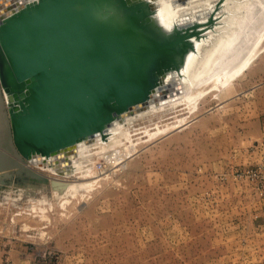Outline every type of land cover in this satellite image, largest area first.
I'll use <instances>...</instances> for the list:
<instances>
[{
	"label": "rangeland",
	"instance_id": "obj_1",
	"mask_svg": "<svg viewBox=\"0 0 264 264\" xmlns=\"http://www.w3.org/2000/svg\"><path fill=\"white\" fill-rule=\"evenodd\" d=\"M231 2L199 4L196 9L208 7L203 11L207 20L187 16L194 21L183 23L180 35L187 40L197 33L213 34L225 24L222 8ZM150 7L157 9L155 4ZM15 23L20 28L19 21ZM263 23L259 25L263 28L250 26L246 38L256 39ZM41 28L45 26L40 24ZM68 29L56 37L58 45L50 55L56 65L51 64L50 70L59 76L57 84L69 91L86 86V99H74L76 107L86 106L85 116L81 110L69 112L63 106L54 110L55 123H68L70 129L84 123L85 117L87 121L99 117L108 96L105 90H93L98 76L114 67L118 69L112 74L124 72L119 63L111 64L113 53L153 57L169 52L171 44L179 41L115 47L112 36L108 38L102 30L103 43L98 49L84 40L83 28ZM35 35L28 37L34 40ZM106 53L104 60L99 59ZM165 57L173 64L170 55ZM155 64V68L149 65L147 82L160 67L164 71L163 63ZM170 74L158 75L157 85L166 87L174 78ZM101 81L110 87L108 80ZM117 104L119 108L123 105ZM188 109H152L128 124L124 131L131 136L114 142L119 145L109 142L91 147L82 165L89 170L90 178L85 180L97 181L92 189L75 196L68 191L72 188L64 190L57 183L55 175L25 160L18 164L13 157L1 163L0 264H264V179L248 172L260 164L264 154V50L228 87L202 96L197 111L181 128L162 132ZM4 113L10 136L13 125L8 107ZM133 142L137 151L125 164L119 162L117 157L130 150Z\"/></svg>",
	"mask_w": 264,
	"mask_h": 264
},
{
	"label": "bare ground",
	"instance_id": "obj_2",
	"mask_svg": "<svg viewBox=\"0 0 264 264\" xmlns=\"http://www.w3.org/2000/svg\"><path fill=\"white\" fill-rule=\"evenodd\" d=\"M51 2L52 0H0V91L2 89L4 96L2 99V93L0 92V164L7 163L8 159L13 157L18 164L25 160L33 166L55 175L57 183L63 185L64 190L72 188L68 191L74 196L82 190L89 191L97 181V179H89L90 176L87 173L89 170H83L82 165V158L89 152L91 147L104 146L109 142L113 143L111 146H114V142H119L123 135L130 138L129 131H124V129L131 121L151 112L152 109L159 110L168 108V106L176 109L180 108V110L189 108L187 110L188 115L180 117L173 123H168L167 127L162 129V132L171 128H181L187 123V118L199 106V100L202 96H205L210 90L222 91L228 87L251 67L252 63L264 50V29L261 33L259 32L260 34L256 39L246 38V32L250 26L258 24L254 27L263 28L259 25L264 21V0H233V2L222 8L225 12V24L223 26L218 27L213 34L199 35L197 33L195 36L191 35L194 36L193 38L189 36L187 40H184V37L180 35L182 32L179 30H182L183 25H186L183 23L187 22L188 24L189 21L193 20H187V16L194 15V20L197 21L202 18L201 22L206 21L205 16L207 15L203 14V11H206L208 7L196 9V6L198 7L199 4L207 5L209 0H57V2H60L58 5L60 8L55 12L53 8L48 6ZM153 4L157 5L156 10L150 7ZM88 10L94 13L95 19L91 28L82 29L86 33L83 37L86 42L93 43V46L95 45L98 49L102 47L103 43L102 30L107 31L108 38L112 36V41L116 42L115 47H118L117 45L120 43L127 44L129 48H142L150 47L153 45L152 43L161 44L162 42L163 44L170 39L179 41L171 44L172 47L169 48V52L164 54L160 52L161 54L159 53L153 57L145 55L139 58L135 57L134 53L122 56L113 53L111 64L115 63L116 65V63H119L120 70L124 72L121 73L123 75L112 74L115 67L114 69L109 68L111 69L109 72L104 70L106 72L104 78L108 80L106 83H111L112 91L110 94L113 93V95H110L107 106L102 109V112L100 111L102 114L98 123L95 124L92 120L87 122L88 118L85 117L87 124L82 123V125L85 124L83 131L87 128L91 130L84 134L80 130H76L73 132L72 140L64 144L62 142L55 143L59 136L64 135L65 137H62V139L69 137L67 135L69 132L63 127L64 122L59 123L61 125L54 131L59 132V135L52 133V138H50L52 145L49 148L43 146V138L36 136L34 140H37L39 145L43 146L41 151L38 152L35 148L30 149L29 146L23 150L19 135L22 133L24 126L36 123V113L43 108V104L47 105L46 109L49 108L48 105L52 104L48 102L53 98L47 94L48 91L51 90L56 93L61 91L63 86L57 84V80L54 81L52 76L46 75L47 72L50 73V65H56L55 58L50 57L51 53L39 56L36 55V53L39 54L35 50L36 47L22 49L17 47L15 42L26 36L27 31L23 28L24 25L35 29V24H41L45 28L39 29L38 25L37 29L42 36L50 35L45 42H48L49 46H54L53 40L57 33L69 30L68 27H76L77 25L78 28L83 27L81 23L77 24L71 21L70 16L81 14V18L84 19L83 13L88 12ZM233 13L235 16L231 17ZM16 21H19L20 28H17ZM53 23L57 26V29L52 25ZM165 55L171 56L173 64H168L170 59H167ZM35 56L39 57V61L38 63L35 61L34 69L20 70L15 75L16 64L26 57L31 63L34 61L32 57ZM106 57L107 53L99 56V59L103 58L104 60ZM156 62L165 65L164 71L160 67L152 76L156 80L151 78L150 82H147V73L151 71L150 67H156L152 66ZM104 71L102 70L101 73ZM214 71L216 72L214 73ZM170 72L174 73V78L167 81L166 87L157 85V76L171 75ZM17 81L27 84L23 89L18 90L14 87ZM55 87L59 89L57 90ZM84 89L86 87H78L75 91L77 96L74 97H84L85 93L82 92ZM79 93L80 95H78ZM138 93H143L142 97H136L135 95ZM117 95L132 101L126 104V109L118 113L114 119H111L116 112ZM52 102L54 103V101ZM77 104L72 99L64 109H68L69 112L74 110L77 113H80L79 110H81L82 113L80 114L85 115L87 113L86 106L80 104L76 107ZM5 107L9 108L13 125L12 135L10 136L5 120ZM176 111L179 110L174 112ZM67 118L65 117L66 121ZM78 131L79 133H77ZM157 131L159 132V130ZM152 133L154 132L152 131ZM149 135H151L150 132ZM135 143L133 146L129 143L131 149L126 150L123 155L117 157L120 160L119 162L125 164L129 155L137 151V146H135L137 143ZM117 145L115 144V146ZM110 159L108 161H114ZM78 172L82 173L77 175ZM86 177H89V180H85Z\"/></svg>",
	"mask_w": 264,
	"mask_h": 264
},
{
	"label": "water",
	"instance_id": "obj_3",
	"mask_svg": "<svg viewBox=\"0 0 264 264\" xmlns=\"http://www.w3.org/2000/svg\"><path fill=\"white\" fill-rule=\"evenodd\" d=\"M59 4H60V2H57V0H52V2L48 6L50 8H53L54 9V12H55L56 10H58V8H60V6H58ZM83 14H84V19L81 18V16H82L81 14L75 15V16H70V18L69 17L68 18L71 21H73V22H75L77 24H80L81 23L83 25V27L81 26V28H83V29H89V28L92 27V24H93L94 19H95V15H94V13L91 10H90V12L88 10V12H84ZM38 25H40V24H35L34 27H36ZM52 25H54V23ZM54 27H56V29H57V26L56 25H54ZM76 27H78V25ZM26 31H27L26 36L21 37V39H19L18 41L15 42L16 45H17V47H19V48H22V49L23 48L32 49V48H35L36 47L35 50L37 52H39V54L36 53V55H39L40 56L42 53L43 54H50V53L52 54V51H53L54 47L56 48V46L58 45V42L56 41V38H55V37H57L58 33L54 37V40H53L54 41V46H51V45L49 46L48 45V42H45V40L47 41V39H48L47 37H49L50 35L49 36L46 35V37L45 36H42V35H39L38 30L36 28L35 29H32V30H26ZM33 33L36 34L35 35L36 37H35L34 40L33 39H30L28 37V36H31ZM26 38H27L28 42H24V40ZM43 48H44V51H43ZM33 54H35V53H33ZM32 58L34 59V61H32L31 64H29V62H27L29 60L28 57H26L21 62H19L18 64H16L15 65V68L17 69V71L25 70L27 68H29L31 70L34 69L33 68V64L35 63V61H36V63H38L39 57L35 56V57H32ZM24 63L27 64V65H24ZM115 69L117 70L118 68H115ZM16 75H17V72H16ZM49 75L52 76V78H53L54 81L57 80V77H58V80H59V76L56 75V73H54V71L52 72L50 70ZM121 75H123V74H121ZM104 77H105L104 75H99L98 76L97 81L95 83V88H93V90L94 91H97V90L100 89L101 91L98 92V93H101L102 90H105L107 92V96H108L107 101H108L109 98L111 97L110 95H113V93L110 94L111 91H112V88H110L111 85H110V87L108 86V88L107 87L106 88L104 87L105 85H103V83L101 81V78H104ZM152 78H154V77H152ZM58 80L56 82H58ZM25 86H26V83L25 82L17 81V83L15 84L14 87L17 88L18 90H21ZM82 87L85 88L86 86L83 85ZM55 88H57V87H55ZM76 90H77V88H75V87L71 88L70 91H69V89L62 87L61 88V91H57L58 93L57 92L56 93H53L51 90L48 91L47 94H49L50 97H53L51 99L49 98L50 100L48 102H50L52 104L48 105L49 106L48 109H46L47 105L43 104L44 105L43 108H41V110L36 113V115H37L36 123H32L31 125H28L27 124L26 126H24V129L22 130V133L19 135V137H20V144L23 147V150H24V148H26L27 146H29L30 149H32V148L34 149L35 148L38 152H40L41 151V148L43 146H45L46 148H49L50 145H52L51 144L52 141L50 140V138H52V133H56L54 131L56 130V128L59 125H61L59 123H63L62 121L58 122V124L55 123L56 118H55L54 110L56 108L60 107V106L66 107L68 104H70V101L72 99H79V100L86 99V95L88 93V92L85 93L86 89H84L82 91V92L85 93L84 94V97H80V98H75L74 97V96H77V94H75V91ZM78 95H80V93ZM97 95H99V94H97ZM119 95L116 96L117 102H119L120 104H123V105H122L121 108H119L118 107V104H117L115 115H113L111 117V119H114L117 116L118 113H121V111H123L124 109H126L127 108L126 103L130 102L129 100H126V97L124 98L123 96H119ZM66 96L68 97L67 99H66ZM125 100H126V102H125ZM52 101H54V103ZM107 101H106L105 105L102 106V109L105 106H107ZM102 109H101V112H102ZM46 112L47 113L49 112V113L47 114ZM101 112L99 113V117L97 116V117H95V118L92 119V121L95 124L98 123V121L100 119V116L102 114ZM29 114H30V116L32 115L31 112ZM83 116H85V115H83ZM87 122H85V124H87ZM67 124L68 123H64L63 127L66 129L67 132H69V134H67L69 137L66 138V139H62V137L64 138L65 136L64 135L61 136V137L59 136L58 140H56L55 143L62 142L64 144L67 141H71L72 140L71 137L73 138V132H75L76 130H80L82 132V134L86 133L88 130H91V129H88L87 128V130H84L83 131V129L85 128L84 127L85 124L84 125H82V124L81 125H78L77 124V126H73L71 129L67 127ZM71 125H75V124H71ZM77 133H79V131ZM56 134L59 135V132H57ZM36 136H40L41 138H43V140H44L43 146L39 145V143H38L37 140H34V137H36ZM33 140H34V142H33Z\"/></svg>",
	"mask_w": 264,
	"mask_h": 264
},
{
	"label": "built area",
	"instance_id": "obj_4",
	"mask_svg": "<svg viewBox=\"0 0 264 264\" xmlns=\"http://www.w3.org/2000/svg\"><path fill=\"white\" fill-rule=\"evenodd\" d=\"M261 160L262 161L260 162L258 166L249 169L248 172L253 176H257V177L259 176V178L263 180L264 179V154Z\"/></svg>",
	"mask_w": 264,
	"mask_h": 264
}]
</instances>
